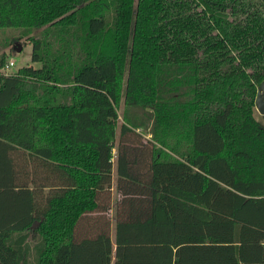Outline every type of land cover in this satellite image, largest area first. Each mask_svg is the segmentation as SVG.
Returning <instances> with one entry per match:
<instances>
[{
  "label": "trees",
  "instance_id": "16d2710c",
  "mask_svg": "<svg viewBox=\"0 0 264 264\" xmlns=\"http://www.w3.org/2000/svg\"><path fill=\"white\" fill-rule=\"evenodd\" d=\"M2 29L40 67L0 59V264H264V0H0Z\"/></svg>",
  "mask_w": 264,
  "mask_h": 264
},
{
  "label": "rangeland",
  "instance_id": "374dc122",
  "mask_svg": "<svg viewBox=\"0 0 264 264\" xmlns=\"http://www.w3.org/2000/svg\"><path fill=\"white\" fill-rule=\"evenodd\" d=\"M28 36L30 35L25 30H21V29H2L0 30V59L4 58L5 62L12 61L14 63V67L11 68V70H9V74L10 73L16 74L21 68L25 66H32L34 68L40 67L39 64L31 62L32 47L28 42ZM18 46L21 48L20 51H17ZM122 110H123V106L121 104L120 108L118 109L119 121H118V126L116 128L115 143L117 142V138L119 135V126L122 123V119H121ZM137 114L141 115L140 112H137ZM254 116L256 120H258L264 125V118H262V116L259 115L256 109H255ZM141 118L145 120V117H141ZM115 153H116V150L114 149L113 158H114ZM114 170H113V174H114ZM116 200H117V195L114 192L113 193V205L115 204ZM113 231H112V234H113ZM34 257H35V254L32 252L28 264H35Z\"/></svg>",
  "mask_w": 264,
  "mask_h": 264
},
{
  "label": "water",
  "instance_id": "95a60500",
  "mask_svg": "<svg viewBox=\"0 0 264 264\" xmlns=\"http://www.w3.org/2000/svg\"><path fill=\"white\" fill-rule=\"evenodd\" d=\"M20 50L21 48L18 46L17 51ZM255 109L259 113V115L264 116V83L257 88Z\"/></svg>",
  "mask_w": 264,
  "mask_h": 264
},
{
  "label": "built area",
  "instance_id": "2783aa9c",
  "mask_svg": "<svg viewBox=\"0 0 264 264\" xmlns=\"http://www.w3.org/2000/svg\"><path fill=\"white\" fill-rule=\"evenodd\" d=\"M13 67H14V63L12 61L7 62L5 68L2 69V74L5 75V76L13 75V73L9 74V70H11V68H13Z\"/></svg>",
  "mask_w": 264,
  "mask_h": 264
},
{
  "label": "crops",
  "instance_id": "0c3cea01",
  "mask_svg": "<svg viewBox=\"0 0 264 264\" xmlns=\"http://www.w3.org/2000/svg\"><path fill=\"white\" fill-rule=\"evenodd\" d=\"M113 170H114V168H113Z\"/></svg>",
  "mask_w": 264,
  "mask_h": 264
}]
</instances>
